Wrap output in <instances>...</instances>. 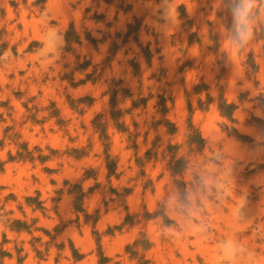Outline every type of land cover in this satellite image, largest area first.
<instances>
[{
	"label": "rangeland",
	"instance_id": "rangeland-1",
	"mask_svg": "<svg viewBox=\"0 0 264 264\" xmlns=\"http://www.w3.org/2000/svg\"><path fill=\"white\" fill-rule=\"evenodd\" d=\"M71 23L81 44L67 50ZM253 24L255 39L235 55L223 0H0V246L12 254L0 264H137L126 250L136 239L149 245L138 253L147 264H264V0ZM112 78L131 93L117 95L125 132L109 113ZM198 83L208 89L190 96V110ZM221 88L237 105L232 120L217 109ZM206 93L213 100L202 109ZM139 97L146 103L129 111ZM99 113L117 161L110 177L92 126ZM190 125L202 150L189 149ZM20 143L34 160H9ZM169 143L188 160L176 175ZM148 149L156 156L139 166ZM14 219L29 231H12ZM228 242L237 246L230 258Z\"/></svg>",
	"mask_w": 264,
	"mask_h": 264
},
{
	"label": "trees",
	"instance_id": "trees-1",
	"mask_svg": "<svg viewBox=\"0 0 264 264\" xmlns=\"http://www.w3.org/2000/svg\"><path fill=\"white\" fill-rule=\"evenodd\" d=\"M224 5H225V15L228 19V25H229V14L227 11V0H223ZM139 29V22L136 20L135 23H127V31L124 34V37L127 39L129 36H131V34H136L138 32ZM197 33H194L192 36H195ZM191 36V37H192ZM260 38L264 39V28L261 27V33H260ZM88 39L91 41H94V39H91L88 36ZM210 39L213 41V48L217 49L219 47V43H218V38L216 35L210 34ZM64 40L66 42L67 45V50H72V45L74 43L77 44H81V38L79 36V34L76 32L74 25L71 23L69 28L66 30L65 34H64ZM197 41L199 42V44H201L200 39H197ZM116 44L114 43V46ZM3 47V46H2ZM144 54L145 57L147 59V61L150 60L151 57V51L150 49L144 48ZM1 52V51H0ZM88 62H84L82 63V65H79V68H86ZM89 77V75H87ZM122 80H116L115 78H112L111 81L109 82V93H110V99H109V113H110V117L111 119L115 122L116 124V128L118 131H127L128 128L124 126V123H120L119 120L123 115V112L121 109L117 108L118 105V99H117V95L119 92H121L123 94L124 97L126 96H131V93L129 92V89H126L124 87H122ZM208 89V85H206L205 83H198L195 84L193 86V89L191 92L187 93L188 96V103H189V108L190 110L192 109L191 106V101H190V96L192 94H200L202 93L204 90L206 91ZM82 99H80L81 101ZM213 98L210 96L209 93H206V100L202 101L201 98H198V105L200 108L202 109H206L208 107V105L210 104V102H212ZM263 100V99H262ZM147 101L146 98H136V99H132V105L129 108V111L133 108H136L137 106H139L141 103L145 104ZM165 101L166 98L162 95H160V101L159 104L161 106L162 109V114L164 115V112H166V106H165ZM262 104H264V101H262ZM237 105L235 103L232 102H228L227 99L224 97V93L223 90L221 88L220 93L218 95V103H217V109L219 110L220 114L224 117H227L229 119L232 120V115L234 110L236 109ZM103 118V114L99 113L97 114L93 119H92V126L94 131L99 132V138L100 140H102L103 145L105 147V162H106V168H107V176L110 177L111 175L115 174L116 171V166H117V161L115 160V158H111L110 155L107 153L109 150V143H106L109 139V136L106 132V123L102 122ZM164 123L167 126V131L170 134L175 133L176 131V127L175 125L168 121V120H164V121H160V123ZM262 124H264V121H260ZM264 128V127H263ZM235 131V130H234ZM205 141L204 139L201 137L200 132L195 129L192 125L189 126L188 128V133H187V144L189 146L190 151L192 150H202L203 145H204ZM18 145V150H17V155L16 156H9V160H21V161H25V160H34L35 157L33 155V151L32 150H28L27 148V143H20L17 144ZM38 151H41L39 148H36ZM177 149L178 146L177 145H173V144H167L165 149H164V156L167 154L169 155V160H168V168L170 169L171 173L173 175L182 173V171H184L187 168V163L188 160L185 159L184 156L181 157H177ZM84 151L81 150L79 153H77V155H75L77 158H80L84 153ZM152 156H156V153L152 154V149H148L145 154L144 157H137L136 161L138 163L139 166H143L145 161H148L151 159ZM37 158L40 161H44L48 158V156L46 155H38ZM78 191L76 192V209L80 210L81 207V203H82V199L85 196V193L82 192L80 186H78ZM25 202L28 206L33 207V209H44V207L42 206V202L39 201L37 198H31V197H26L25 198ZM170 222L169 219H165L164 223L168 224ZM10 229L12 231L15 232H21L23 230L29 231L30 226L27 224L26 221L24 220H20V219H14L11 221L10 223ZM3 242H6V237L5 234L3 235ZM148 243H145L143 240L140 239H136L132 244L127 245L126 250L130 253V257L132 258H137V264H147L148 261H145L143 259V255L138 256L139 253V249L143 248L144 250L147 249L148 247ZM22 250V248H16L17 253L19 254L20 251ZM37 250V253L39 254V250ZM11 253H9L8 251H5L1 248L0 246V258L3 259L5 256H9L11 257ZM75 258H78L77 256L74 255ZM19 260L21 261L23 259V257H18Z\"/></svg>",
	"mask_w": 264,
	"mask_h": 264
},
{
	"label": "clouds",
	"instance_id": "clouds-1",
	"mask_svg": "<svg viewBox=\"0 0 264 264\" xmlns=\"http://www.w3.org/2000/svg\"><path fill=\"white\" fill-rule=\"evenodd\" d=\"M261 0H227L229 25L223 34L232 53L239 55L256 37L253 21L258 14ZM225 256L232 257L237 252V246L228 242L224 248Z\"/></svg>",
	"mask_w": 264,
	"mask_h": 264
}]
</instances>
